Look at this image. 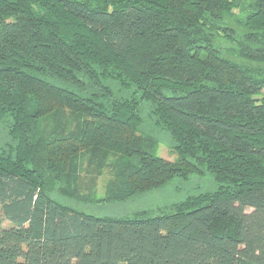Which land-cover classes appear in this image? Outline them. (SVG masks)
I'll return each mask as SVG.
<instances>
[{
	"label": "trees",
	"instance_id": "obj_1",
	"mask_svg": "<svg viewBox=\"0 0 264 264\" xmlns=\"http://www.w3.org/2000/svg\"><path fill=\"white\" fill-rule=\"evenodd\" d=\"M0 208V264H264V0H0Z\"/></svg>",
	"mask_w": 264,
	"mask_h": 264
},
{
	"label": "rangeland",
	"instance_id": "obj_2",
	"mask_svg": "<svg viewBox=\"0 0 264 264\" xmlns=\"http://www.w3.org/2000/svg\"><path fill=\"white\" fill-rule=\"evenodd\" d=\"M236 11L238 12V10ZM221 42L226 49H232L235 47V44L233 43L224 40H221ZM143 128L147 131H150V121L148 119L146 120ZM152 131L157 134L160 141L159 153L168 160H174L177 157V154L173 149L170 136L159 129L157 130L156 128H154ZM209 174L210 173L204 176L191 175L187 179L176 177L170 183L158 190L140 195V197H137L136 199L123 203L102 204L79 201L78 199L73 198H66L59 194H57V196L70 205H75L82 210L86 209L89 213L121 216L144 208H149L152 210L157 209L158 207L164 206L166 204L181 201L188 195L198 194L213 189L214 182L211 174ZM110 175V170L105 169L103 174L96 178L95 193L97 195L102 196L104 194L105 186ZM87 183L91 184L93 183V181L88 180ZM1 215L2 212L0 208V216Z\"/></svg>",
	"mask_w": 264,
	"mask_h": 264
}]
</instances>
